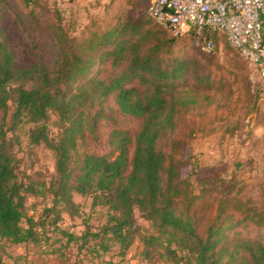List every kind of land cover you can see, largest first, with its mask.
Instances as JSON below:
<instances>
[{"label": "trees", "instance_id": "1", "mask_svg": "<svg viewBox=\"0 0 264 264\" xmlns=\"http://www.w3.org/2000/svg\"><path fill=\"white\" fill-rule=\"evenodd\" d=\"M16 2L25 8L17 17L29 39L33 61L18 67L0 24V239L38 244L46 227L60 220L62 210L77 212L73 194H78L89 196L91 206L105 205L109 214L100 233L63 232L69 241L88 233L110 234L121 248H127L140 233L137 209L152 228L141 236L143 244L164 247L176 264H233L236 257L246 264H264V240L230 242L226 226L231 211L246 212L234 224L248 220L262 225V214H250L255 208L225 197L201 229L200 215L212 201L204 200L192 210L196 196L182 188L179 161L173 151L160 146L164 135L178 126L183 112L201 102L184 83L190 75L198 77L193 60L165 58L176 38H190L194 47L205 52L195 44L194 36L177 37L170 32L172 36L166 39L148 14L149 19L69 36L58 13L53 24H44L36 12L40 0H0V22L5 9ZM211 38L215 46L214 35ZM50 54L55 55L54 62L47 60ZM96 61L110 63L113 69L107 77L92 75ZM198 80H205V90L212 87L207 75ZM110 97L120 112L139 120L137 131H110L108 143L112 153L117 152L114 156L78 152V141L96 132L104 115L102 105ZM204 98L210 99L207 94ZM52 111L58 121L51 138L46 120ZM24 123L30 124L23 132L29 143H42L54 153L55 173L49 180L19 175L13 142L7 135ZM25 195L49 197L50 203L35 216L24 210ZM172 244L185 253L178 256ZM241 251L245 256L239 255Z\"/></svg>", "mask_w": 264, "mask_h": 264}, {"label": "rangeland", "instance_id": "2", "mask_svg": "<svg viewBox=\"0 0 264 264\" xmlns=\"http://www.w3.org/2000/svg\"><path fill=\"white\" fill-rule=\"evenodd\" d=\"M147 5L148 0H40L36 12L41 15L45 25L53 24L58 13L60 24L68 35L81 37L106 30L118 22L149 19ZM20 11H25L22 4H11L5 9L0 24L18 67H26L32 63L33 55L29 39L17 17ZM149 20L161 36L166 39L172 36L165 27ZM214 38L215 47L212 52H201L193 46L190 38H176L165 54V58L176 56L193 60L199 72L198 77L190 75L184 83L189 94L201 102L183 112L178 126L164 135L160 146L166 152L175 153L180 176L184 179L182 188L187 195L196 196V199L192 197L195 200L192 210L204 200L212 201L205 214L200 215L201 229L214 214L216 204L225 197L232 198L235 204L240 201L246 208H255L248 212H259L264 218V111L259 109L264 81L252 65L228 46L222 35H214ZM47 60L54 62L56 57L50 54ZM112 69L108 61H96L91 72L92 75L105 78ZM205 75L212 84L209 90L204 89L205 80L201 83L198 80ZM205 94L211 100L202 99ZM102 107L104 115L98 121L96 132H88L78 141V152L114 156L117 152L112 153L108 143L110 131L113 128L132 134L137 131L139 120L120 112L112 97ZM57 121V114L50 112L46 124L51 138L57 133ZM29 126V123H24L7 135L13 142L19 175L21 178L30 175L49 180L55 173L54 153L42 143H29L23 134ZM73 200L78 204L77 212L69 214L62 210L60 220L46 227L38 244H11L0 239L1 263L176 264L172 253L164 247L151 248L143 244L141 236L152 228L137 209L135 216L140 233L127 248H121L110 234L94 236L88 233L85 238L69 241L63 232H73L77 236L86 232L100 233L109 214L105 205L91 206L89 196L73 194ZM49 203V197L42 199L25 195L24 210L39 216ZM245 214L241 209L231 211V217L226 223L229 227L228 239L230 242L240 239L263 241L264 223L256 225L248 220L233 223L241 220ZM170 248L175 249L178 256L185 253L175 244L170 245ZM240 253L245 256L244 252ZM233 264L246 262L242 257H236Z\"/></svg>", "mask_w": 264, "mask_h": 264}, {"label": "built area", "instance_id": "3", "mask_svg": "<svg viewBox=\"0 0 264 264\" xmlns=\"http://www.w3.org/2000/svg\"><path fill=\"white\" fill-rule=\"evenodd\" d=\"M147 14L174 36L193 35L205 52L222 35L264 81V0H148Z\"/></svg>", "mask_w": 264, "mask_h": 264}, {"label": "crops", "instance_id": "4", "mask_svg": "<svg viewBox=\"0 0 264 264\" xmlns=\"http://www.w3.org/2000/svg\"><path fill=\"white\" fill-rule=\"evenodd\" d=\"M262 36H263V41H264V15L262 16ZM261 104H260V110L264 111V90L262 92V97H261ZM264 128V125L262 126ZM263 141H264V136H263ZM262 154L264 155V148L262 150Z\"/></svg>", "mask_w": 264, "mask_h": 264}]
</instances>
